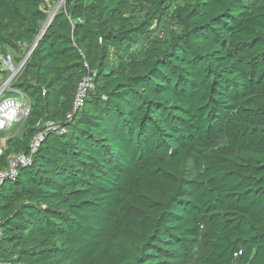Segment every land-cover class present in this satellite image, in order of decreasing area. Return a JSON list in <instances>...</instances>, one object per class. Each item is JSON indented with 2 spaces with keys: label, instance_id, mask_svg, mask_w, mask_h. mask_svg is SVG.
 <instances>
[{
  "label": "trees",
  "instance_id": "16d2710c",
  "mask_svg": "<svg viewBox=\"0 0 264 264\" xmlns=\"http://www.w3.org/2000/svg\"><path fill=\"white\" fill-rule=\"evenodd\" d=\"M43 3L0 0L1 57ZM10 87L30 111L0 171L31 156L0 183V261L264 264V0H65Z\"/></svg>",
  "mask_w": 264,
  "mask_h": 264
},
{
  "label": "built area",
  "instance_id": "2783aa9c",
  "mask_svg": "<svg viewBox=\"0 0 264 264\" xmlns=\"http://www.w3.org/2000/svg\"><path fill=\"white\" fill-rule=\"evenodd\" d=\"M65 0H44L41 10L46 13L47 18L52 17L55 11H59ZM55 6V7H54ZM57 13V12H56ZM55 13V14H56ZM30 55L29 50L26 52L25 57L21 60L26 61ZM21 64V63H20ZM84 67L88 71V66ZM92 88V75L88 72L77 87V92L73 100L74 110L83 105L87 92ZM30 107L23 99V95L17 94L16 96L5 97L0 101V131L10 130L20 118H26L29 114ZM48 129L56 130L51 123L45 125ZM59 133H65L64 129H59ZM42 140V133H38L30 144L31 154L38 148ZM30 156L18 155L9 159L7 168L0 171V183L4 180H11L16 177L18 169L30 163ZM0 264H7L0 261Z\"/></svg>",
  "mask_w": 264,
  "mask_h": 264
},
{
  "label": "rangeland",
  "instance_id": "374dc122",
  "mask_svg": "<svg viewBox=\"0 0 264 264\" xmlns=\"http://www.w3.org/2000/svg\"><path fill=\"white\" fill-rule=\"evenodd\" d=\"M24 57H25V55L21 58V60ZM6 60H7V58L1 57L0 58V63L2 64L3 61H6ZM21 60H20L19 63H13L12 60H11V63L9 65H7V66L3 65V67H1V69H4V71L2 73L3 74L2 77H0V101L3 98H5V97L16 96L17 94L23 95L19 91L11 90V87H10L11 83L15 80V78L18 75V73L22 70V68H23V66H24V64L26 62V61H24L22 64H20ZM13 74H14V76L11 79V81L6 84V81H7L8 77H10ZM23 99H24V101L26 103H28V100H27V98L24 95H23ZM24 120H25L24 117L20 118V120L11 128V131L10 130H5L3 132H0V134L2 136H6L7 133H10L12 137L13 136H20L21 133L24 130ZM196 258H197V253H196V250H195L190 255V263L191 264L194 263Z\"/></svg>",
  "mask_w": 264,
  "mask_h": 264
},
{
  "label": "water",
  "instance_id": "95a60500",
  "mask_svg": "<svg viewBox=\"0 0 264 264\" xmlns=\"http://www.w3.org/2000/svg\"><path fill=\"white\" fill-rule=\"evenodd\" d=\"M56 12H57V11H55V13H56ZM55 13H54V15H53L52 17L46 18V20H45V22H44V24H43V26H42V28H41V30H40V32H39L37 38H36V40L34 41L33 45H32L31 48L29 49V52H30V53H31L32 50L35 48V46H36V44L38 43V41L40 40L41 36L43 35V33L45 32V30L47 29V27L49 26V24H50L51 21L53 20V18H54V16H55ZM23 62H24V60L21 62V64H22ZM13 76H14V74L11 75L10 77H8V79H7V81H6V84H7L8 82L11 81V79L13 78Z\"/></svg>",
  "mask_w": 264,
  "mask_h": 264
},
{
  "label": "crops",
  "instance_id": "0c3cea01",
  "mask_svg": "<svg viewBox=\"0 0 264 264\" xmlns=\"http://www.w3.org/2000/svg\"><path fill=\"white\" fill-rule=\"evenodd\" d=\"M0 58H1V57H0ZM6 58H7V60H6V61H3V63L0 64V77H2V72L4 71V69H1V67H3V65H4V66L9 65V64L11 63V60H12L11 56H7ZM10 131H11V129H10ZM0 132H3V131H0ZM10 137H12L10 133H7L6 136H2V135L0 134V154H1L2 151L4 150V147H5V143H6V141H7Z\"/></svg>",
  "mask_w": 264,
  "mask_h": 264
}]
</instances>
